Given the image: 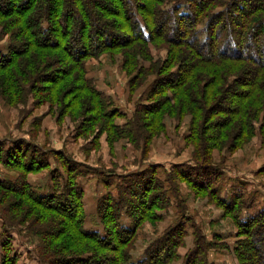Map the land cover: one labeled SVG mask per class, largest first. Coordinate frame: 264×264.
Wrapping results in <instances>:
<instances>
[{"label":"trees","instance_id":"trees-1","mask_svg":"<svg viewBox=\"0 0 264 264\" xmlns=\"http://www.w3.org/2000/svg\"><path fill=\"white\" fill-rule=\"evenodd\" d=\"M0 34L9 38L7 50L0 49L1 98L10 106L30 99L34 105L49 103L59 120L81 121L75 136L96 139L106 133L111 143L126 140L146 155L153 139L166 131L167 118L178 127L191 118L185 141L194 148L193 164L173 166L169 189L156 175L160 165L128 174L124 182L121 175L116 194L109 191L98 200L103 232L84 227L79 177L86 172L80 163L53 151L65 181L40 195L27 176L50 167L46 150L21 140L9 147L0 141V165L19 173L15 180L0 177L4 225L13 223L6 215L21 211L18 222L39 237L42 261L169 264L180 259L187 219L160 235L140 258L133 250L140 227L164 219L160 210L171 203L167 190L178 195L185 183L233 219L234 264H264V208L242 217L251 207L242 195L228 201L200 179L214 176L207 171L214 150L235 152L258 132L264 137V0H0ZM160 45L168 52L163 59L151 49ZM103 55L121 58L133 94L144 86L147 103L139 100L130 115L88 75V62ZM52 173L54 179L62 176L57 169ZM10 195L17 201L8 202ZM123 216L130 225L122 223ZM196 239L183 264H214L206 258L212 243L206 247L202 234ZM15 263L5 254L1 258V264Z\"/></svg>","mask_w":264,"mask_h":264},{"label":"rangeland","instance_id":"rangeland-1","mask_svg":"<svg viewBox=\"0 0 264 264\" xmlns=\"http://www.w3.org/2000/svg\"><path fill=\"white\" fill-rule=\"evenodd\" d=\"M8 43V36L0 34V49L6 51ZM151 49L155 58L163 59L168 53L164 45L158 48L152 46ZM121 63L119 56L103 55L99 59L88 62V75L95 79L99 90L113 99L116 108L130 115L139 100L145 101L142 95L144 86L137 88L138 92L133 94L128 85L130 76L122 69ZM56 107L54 109L58 111L59 108ZM190 120L191 118L187 116L178 127L177 120L167 118L166 131L153 139L148 152L143 155L140 148L126 140L121 139L111 143L106 133L96 139L93 134L88 138L75 136V130L81 121L74 122L69 116L59 120L58 114L50 110L49 103L34 105V100L30 99L26 105L10 106L0 96V141L7 142L9 147L13 141L21 140L33 144L36 148L38 145L41 151L46 150L44 152L50 167L27 176L38 194L45 195L53 190L55 184L61 187L65 181L66 173L53 151L63 152L64 156L70 157L83 166L86 174L79 177V182L85 191L84 227L89 231L103 232L104 227L96 211L98 198L103 192L100 187L88 184V179L93 177L99 181L100 185V182L112 177L111 174L113 183L117 184L121 182L118 177L120 175H123L124 182V176L128 174L147 170L153 165H160L156 175L165 185L168 183L169 174L174 173V165L193 164L191 160L194 148L192 145H187L185 141ZM117 121L123 122V118ZM212 158V166L207 171H214V176L220 173V176L216 178L212 175L209 177L203 175L200 179H207L206 182L217 188L220 195L228 201L234 194L242 195L244 202L251 205L250 208L246 207L243 210L242 217L264 208V137L262 138L259 132L248 142H244L243 146L235 152L214 150ZM55 169L62 174L61 178L54 179L52 171ZM92 171L94 173H91ZM18 174L15 170L0 165L1 178L15 180ZM166 185L169 189V185ZM181 190L182 192L178 195H172L171 190H167L171 203L166 210H160V213L165 214L163 220L155 223L147 221L140 227L133 256L140 258L145 249L160 235L187 219L185 242L178 249L181 258L169 264H183L186 253L196 247L198 234L204 236L206 247L209 242L212 243L211 249L206 254L210 262L236 263L233 248L238 238V228L233 219L226 217L223 209L217 206L208 195H197L185 183H181ZM9 197L8 202H16L18 198L15 195ZM181 199H184V204L180 202ZM26 208L27 205L22 211ZM3 209L2 203L0 205V264L4 254L10 259H16L15 264H50L39 257L37 249L40 247L39 237L28 230L27 224H19L18 215H22V212L12 214L14 216L6 215L13 220V223L6 222L4 225ZM122 223L131 224L129 218L125 216Z\"/></svg>","mask_w":264,"mask_h":264},{"label":"crops","instance_id":"crops-1","mask_svg":"<svg viewBox=\"0 0 264 264\" xmlns=\"http://www.w3.org/2000/svg\"><path fill=\"white\" fill-rule=\"evenodd\" d=\"M99 170H101V169H99ZM120 170L122 171L121 173H123V168H121ZM108 171H109V169H108ZM91 173H94V171H92ZM110 176H112V177L108 178V180H105V181L100 182V185H99V181L98 180L96 181L95 178L92 177V178L88 179L89 180L88 181V184H92V185H96V186L100 187L101 191L103 192L102 195L98 198V200L103 195H105L107 192H109V191L111 192V189H112V193L113 194H116V186H117L118 183L117 184H114L113 183V175L110 174ZM120 176H118V177H120ZM85 179H87V177ZM97 204H98V201H97ZM97 216H98V214H97Z\"/></svg>","mask_w":264,"mask_h":264}]
</instances>
